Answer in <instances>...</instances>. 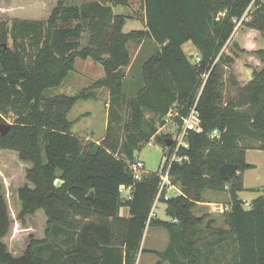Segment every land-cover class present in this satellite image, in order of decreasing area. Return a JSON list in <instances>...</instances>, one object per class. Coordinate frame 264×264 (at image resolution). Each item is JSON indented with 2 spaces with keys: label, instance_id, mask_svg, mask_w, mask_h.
<instances>
[{
  "label": "trees",
  "instance_id": "16d2710c",
  "mask_svg": "<svg viewBox=\"0 0 264 264\" xmlns=\"http://www.w3.org/2000/svg\"><path fill=\"white\" fill-rule=\"evenodd\" d=\"M55 1L47 19L0 24V125L13 118L8 133L0 134V150L16 152L28 164L27 182L17 189L18 220L24 224L38 213L46 217L43 238L31 237L23 255L15 257L4 242L12 221L0 183V264H136L148 226L168 231L169 248L159 256L170 264H183V256L191 264H200L202 256L204 264H225L220 262L225 253L232 257L227 264H264V194L249 210L239 196L246 191L244 173L253 168L247 151H264V69L254 70L244 87L234 82L239 91L227 104L222 94L224 64L232 61L223 50L250 6L251 21L243 24L264 36V0H144L146 29L128 33V18L113 8L129 0H113L114 6L107 0ZM85 33L88 45L82 46ZM151 42L155 53L141 64L138 91L128 94L130 44ZM189 42L200 53L199 63L184 52ZM256 54L264 62V50ZM77 59L100 62L105 77L76 95H47L75 71ZM207 73L197 103L201 132L189 133V149L179 152L189 159L170 169L181 191L166 202L169 211L175 209L176 222L150 218L160 179L150 173L138 182L128 163L152 139L166 153L173 151L174 145H166L170 135L159 134L157 122L164 125L177 109L182 125ZM101 89L110 91L108 125L93 156L98 145H84L73 134L76 122L69 114ZM214 131L219 137H212ZM244 139L259 145H241ZM225 164L238 166L227 181L220 176ZM123 185L134 187L132 201H122ZM208 192H227L230 209L224 213L226 227L209 222L208 236L201 239L205 218L194 209ZM123 207L128 218L120 216ZM59 239L70 241L72 251L65 254Z\"/></svg>",
  "mask_w": 264,
  "mask_h": 264
},
{
  "label": "rangeland",
  "instance_id": "374dc122",
  "mask_svg": "<svg viewBox=\"0 0 264 264\" xmlns=\"http://www.w3.org/2000/svg\"><path fill=\"white\" fill-rule=\"evenodd\" d=\"M107 1L110 5L114 6L112 2L113 0ZM55 5V0H0V24L7 22V24L11 26L12 20L15 18L39 20L47 19ZM113 9L115 14L124 15L128 18L124 27V31L141 30L146 27L144 0H129L127 6H114ZM252 11H254V7L250 6L245 16L241 20L236 21L235 32L237 31V33H241L240 37L243 35V39L244 36H246V33L251 31L243 23L245 21H251ZM86 33L81 39L82 46L88 45V37ZM239 41V39L236 40L235 35V38L230 40V43L227 44L223 50L225 55L232 59L230 64H224L222 73V79L224 80V87L222 88L224 104H227L238 94L239 90L238 87L233 85L234 82L237 83V86L244 87L251 81V77L249 78V76L243 78L245 75V72L243 71L247 70V66L251 64L252 61H254L251 57V55L254 54L247 52V48H243ZM9 44L10 46L12 45L11 40L9 41ZM138 46L139 45H136L135 43L130 44V53L133 59L135 58L134 56L136 55ZM144 48L148 50L145 52H143L144 50L142 51L143 53L140 56V60H145L150 55H153L155 53L154 51L156 49V45H154L152 48L151 45L145 44ZM184 52L193 64L196 63V59L199 57V52L193 47L191 43L185 46ZM257 57L259 58L258 55ZM140 60L139 57H136V59L133 60L134 65L131 69L132 78L136 81V83H138V76L140 72ZM127 69L128 68L125 69L126 73L129 71ZM104 76L105 71L100 62L94 61L92 59H88L86 61L77 59L75 71L70 74L68 79L65 80L60 87L47 91V95H76L83 89L92 85L96 80ZM208 77L202 79V86L205 85ZM108 102L109 98L106 90H96L94 98L88 101L78 102L69 114V120L76 122L75 126L73 127V134L78 136L84 145L93 142L98 145L97 147H101V141L106 135V129L108 125ZM146 117L151 118L152 114L146 112ZM124 119V122H126L127 118L124 117ZM12 122L13 118H9L8 124H11ZM157 126L159 134H162L161 130L164 129V135L168 134V130L170 131L173 127L172 125H168L167 128H163L164 125H162L161 121L157 122ZM150 142H152V144H146L142 150L136 152L135 157L144 161L146 170L148 172L157 173L165 162L167 150L162 147L156 139H152ZM241 145L258 146L259 143L250 139H244L241 141ZM252 155H257L258 161L255 162L258 164L259 170L256 173H262L264 175V151H260L257 154L254 152L250 153L249 160ZM121 159H123L125 162H128L124 158ZM27 166L28 164L23 163L19 159L18 153L14 151L0 150V183L3 186V192L8 205L9 216L12 221L10 232L4 239V242L7 244L10 253H12L15 257H21L23 255L25 247L31 237L37 239L43 238L46 226V217L43 215V213H38L34 217L28 218L24 224L18 220L20 208L17 198V189L27 182ZM260 189L264 191V186H261ZM263 193L264 192H260L253 196H261ZM176 195V191L171 193L172 197H176ZM122 197L124 198L126 195L123 194ZM229 197L230 196L227 192H208L205 194L204 200L206 199L214 203H220L221 207L219 210H217L218 212L212 213H209L210 208H206V206H204V211L198 209V207H202L199 205L194 209V212L197 216H203L205 218V221L202 225V230L197 237H201L202 239L208 236L209 232L207 230V226L209 222H211L214 228L226 227L224 213L227 211L226 208ZM245 198H247V196ZM246 202L245 208H248V205L251 203V201L248 199ZM165 207H167L166 203H157L153 212H155L159 219L170 221L172 217L165 213ZM59 244L65 254L69 251H72L73 249L69 246V244H71L70 241L65 244L64 240L61 239ZM169 245L170 236L167 230L159 227L148 226L141 243L140 253L137 259L138 264H170L169 261L159 256V253L168 250ZM202 245V242L198 244L200 252L203 251ZM51 251L55 250L52 249ZM46 252L48 253L49 251ZM65 254H62V260L66 262L67 257H65ZM231 261V254L225 253L224 258L221 259L220 262L227 264ZM180 262L183 264H191L184 256L180 257ZM200 264H204L203 256L202 258L200 257Z\"/></svg>",
  "mask_w": 264,
  "mask_h": 264
},
{
  "label": "built area",
  "instance_id": "2783aa9c",
  "mask_svg": "<svg viewBox=\"0 0 264 264\" xmlns=\"http://www.w3.org/2000/svg\"><path fill=\"white\" fill-rule=\"evenodd\" d=\"M200 61H201V57L199 56L196 59V63H199ZM208 75L209 73L203 75V79L207 78ZM203 87L204 86L201 87L197 100L194 103V105L191 107L188 115L182 118L183 119L182 125H179L176 120V118L179 116V112L177 109H172L170 113L164 119L165 124L163 128H167L168 125L173 126L170 131L168 130L167 135H170V138L173 140L172 145H174V149L173 151L167 153L165 157V162L160 167L159 171L156 173L160 179V183H159V190H158V193L155 199V203H154L150 218H154L156 216L155 212L153 211L156 208L157 203H160L162 201L168 202L169 200H171L173 198L171 196V193L173 191L181 192L179 188L176 187L172 182V179L170 176V169L173 163H176V162L181 163L189 159L188 156L179 155V152L181 150L189 149V143L187 140L189 133L190 132H201V126H200V120H199L200 115L197 110V103H198V99L200 97ZM163 131L164 129L161 130L162 134H163ZM212 137H219V132L214 131L212 134ZM151 144L152 142L148 143V145H151ZM128 167L133 173L134 179L138 182L143 181L144 178L150 175V172L146 170V165L144 161H142L139 158H135V160H133L132 162H129ZM133 190H134L133 186L123 185L120 187L121 197L123 196V194L126 195V197L124 198L122 197L123 202L132 201Z\"/></svg>",
  "mask_w": 264,
  "mask_h": 264
},
{
  "label": "crops",
  "instance_id": "0c3cea01",
  "mask_svg": "<svg viewBox=\"0 0 264 264\" xmlns=\"http://www.w3.org/2000/svg\"><path fill=\"white\" fill-rule=\"evenodd\" d=\"M145 29L146 28H143L141 30H145ZM250 30L251 31L246 33V36H244L245 40L242 38L243 35L240 37L241 33H237V31L234 33L233 38L231 40H233L235 38V35H236V40H238V39L240 40L239 42L241 43V46L243 48H247L246 49L247 52H251L252 54H254V55H251V57L253 58L254 61H252L251 64L248 63L249 65L247 66V70L243 71V72H245V75L243 76V78L249 76V78L251 77L250 80H252L253 79V70L254 69H257L258 71H261L262 69H264V62H262L261 59L258 58L257 55L255 54V53H257V51L264 50V38H263V36L261 35V33L259 31L253 30V29H250ZM131 31H137V30H131ZM131 31H124V32L128 33V32H131ZM243 41H245V42H243ZM190 43L192 44V42H189V43L184 45V47H183L184 50H185V46H187ZM144 45L145 44L142 43V44H140L137 47L138 49L136 50V55L134 56L135 57L134 59H136V57L137 58L139 57V60H140L141 54L143 52H145L146 50H148V49L144 48ZM149 45H151V47L153 48L155 44L153 42H151V43H149ZM247 46H250V47H247ZM193 47L197 50V48L194 45H193ZM199 56H200V53H199ZM143 60L144 59L140 60V62H139L140 63V68H141V64H142ZM133 65H134V61H133L132 65L127 69L129 71H127V73L125 71V77H126L127 81L130 83V85L128 86V88L126 90V92L128 94H132V93H135L136 91H138L137 88H136V86H137L136 81L132 78V75H131V69H132ZM104 77H102V78H104ZM102 78H100V79H102ZM134 78H135V76H134ZM104 90H106L108 98H110V91L108 89H104ZM252 152L257 154L260 151L259 150H248L247 151V154H246L247 163L252 165L253 168L247 170L244 173V188H245L246 191L239 194L240 198L245 202V204L247 203L246 201L248 199L251 201V203L248 205V208H245L247 210L251 209L252 208V202L255 199H257L258 197H260V196H253V195H257L260 192H264V191H262V189H260L261 186H264V175L262 173H256L259 170L258 164H257V162H255V161H258L257 160V155H252V157L249 160V154L252 153ZM252 190H257V191H252ZM176 192H177L176 197L181 195V192H179V191H176ZM246 196H247V198H245ZM160 203H166V202L162 201ZM199 206H202V207H198V209H200L201 211L202 210L204 211V209H205L204 206H206V208L209 207L210 208L209 209V213L210 212L212 213V212H218L217 210H219V208L221 207V204L220 203L219 204L218 203H214V202H211V201L205 199V202L200 203ZM168 209H169V207H168V204H167V207H165L164 211H165V213L168 216H170ZM229 209H230V197H229L228 202H227L226 210L228 211ZM204 214H206V213H204ZM120 216L124 217V218H128L129 217V209L126 208V207H123L121 209V211H120ZM155 218L159 219L157 215L155 216ZM160 220H163V219H160ZM163 221H166V220H163ZM170 221L175 222L173 217H172V219ZM208 254H209V252H208ZM137 264H138V262H137Z\"/></svg>",
  "mask_w": 264,
  "mask_h": 264
},
{
  "label": "water",
  "instance_id": "95a60500",
  "mask_svg": "<svg viewBox=\"0 0 264 264\" xmlns=\"http://www.w3.org/2000/svg\"><path fill=\"white\" fill-rule=\"evenodd\" d=\"M10 129L9 124H2L0 125V134L2 136L6 135ZM173 143V140L171 138L166 139V145L167 147L171 146ZM99 147H96L94 151L91 153L93 156L97 154ZM238 170V166L235 164H225L220 169V176L223 179V181H227L233 173H235ZM90 197H94V192L92 191L90 193ZM175 209L171 208L169 211V214L171 217L175 218Z\"/></svg>",
  "mask_w": 264,
  "mask_h": 264
}]
</instances>
